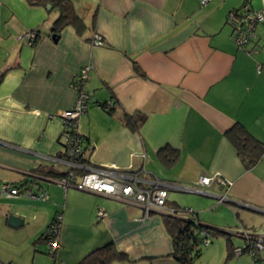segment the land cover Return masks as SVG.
Returning <instances> with one entry per match:
<instances>
[{"label": "crops", "instance_id": "1", "mask_svg": "<svg viewBox=\"0 0 264 264\" xmlns=\"http://www.w3.org/2000/svg\"><path fill=\"white\" fill-rule=\"evenodd\" d=\"M71 1L86 27L66 26L54 40L59 8L0 0V264H78L109 242L130 258L115 264H180L163 215L143 221L139 206L46 176L70 169L62 157V112L74 106L75 78L89 64L91 100L79 124L87 164L139 172L143 188L167 182L169 205L188 208L185 202L199 223L222 231L199 213L214 206L206 199L226 193L224 203L244 227L264 233V156L246 169L226 136L240 122L264 143V70L257 71L264 68V22L248 46L252 54L237 45L228 22L245 5L264 10V0ZM30 30L39 33L34 45L24 37ZM96 33L103 44L93 43ZM110 100V111L97 105ZM127 114L145 120L136 129ZM164 147L173 150L172 160L162 158ZM30 174L37 179L29 185L47 199L1 193L3 183L21 184ZM214 174L233 182L228 193L199 185ZM58 214L53 256L42 236Z\"/></svg>", "mask_w": 264, "mask_h": 264}, {"label": "built area", "instance_id": "2", "mask_svg": "<svg viewBox=\"0 0 264 264\" xmlns=\"http://www.w3.org/2000/svg\"><path fill=\"white\" fill-rule=\"evenodd\" d=\"M202 4H207L210 0H200ZM228 22L232 24L234 29V38L237 45L252 54L255 49L248 46L255 37L256 27L259 23L264 22V10H257L245 5L239 10L231 12L228 16ZM39 33L36 30L25 32L24 37L30 45L36 44V38ZM93 43L103 44V37L99 34L93 36ZM93 66L91 64L84 66L75 78V88L77 97L74 106L71 109L62 112L65 139V150L63 159L70 166L65 175L57 178H51L64 187H75L82 191L96 192L108 197L123 201L127 204L139 206L144 210L143 221L150 220L154 215H176L187 218L193 209L186 208L185 212L178 211L175 207L168 204L169 188L173 185L155 179L150 182L148 188L140 185L141 178L139 172L124 171L119 172L113 166L94 167L83 159L86 157L84 152V137L80 133L79 124L81 116L87 111L91 96L88 91L87 83L90 71ZM262 64L257 65L258 73L263 72ZM97 105L107 111H110L114 105V101L110 100L105 103H97ZM210 187L217 184L225 191L230 190L233 182L229 181L220 174L204 177L199 185ZM186 190H196L194 187H185ZM1 193L6 196H16L26 194L30 197H38L47 199L48 195L43 190H36L34 185H20L5 182L1 186ZM228 199L226 193L220 195L219 201L225 202ZM99 217L107 216V212L103 209L98 210ZM62 227V215L58 214L47 228L45 234L49 238L47 243V251L54 255L60 247V232ZM205 244L211 243L210 234L205 230L200 231ZM243 247H236L235 254L248 252L252 258L263 257L264 254V235L248 234ZM258 264H264V260Z\"/></svg>", "mask_w": 264, "mask_h": 264}, {"label": "trees", "instance_id": "3", "mask_svg": "<svg viewBox=\"0 0 264 264\" xmlns=\"http://www.w3.org/2000/svg\"><path fill=\"white\" fill-rule=\"evenodd\" d=\"M27 2L31 6L46 7L51 5L53 8H59L60 15L54 22L52 32V36H55V38L60 35L61 30L66 26L72 25L79 32L86 27L85 21L79 15L71 0H27ZM38 39L39 36H37L35 43ZM136 71L137 73H141L138 66H136ZM144 120V115L135 118V116L127 114L125 117L126 123L132 125L136 129L142 125ZM226 136L231 141L238 158L246 169H252L262 160L264 156V143L256 138L242 123L236 122L232 125L226 131ZM160 154L162 158L166 160H172L173 157H175V155L172 156L173 150L168 147L162 148ZM83 161L87 163V157H85ZM30 175L32 178L24 180L20 185L35 184L37 179L36 175ZM63 175L46 174V176H49L47 177L48 179L61 177ZM173 207L181 212H185L186 210L184 207ZM163 220L165 227L172 238V256L180 264H195L196 259L200 257L202 253L200 244L203 241L200 231L203 229L209 234L223 233L227 235L228 256L233 257L235 255L236 247L234 246L231 232L222 231L199 223L196 218V212L191 213L187 218L176 215H163ZM252 236H254V234H252ZM42 238L46 243L49 242V238L45 233ZM253 260L254 264H258L264 260V254L263 257H255ZM125 261H130L129 255L126 252L119 250L114 242H109L88 253L78 264H115V262Z\"/></svg>", "mask_w": 264, "mask_h": 264}, {"label": "rangeland", "instance_id": "4", "mask_svg": "<svg viewBox=\"0 0 264 264\" xmlns=\"http://www.w3.org/2000/svg\"><path fill=\"white\" fill-rule=\"evenodd\" d=\"M172 193L174 194L176 192ZM176 194L179 196L189 195L188 193ZM206 200H208L206 201L207 205L211 201L214 203V206H209L208 208L201 210L199 216L212 226L226 228L228 232H231L235 247H243L246 243V240L239 234L243 233L242 235L244 237H246L248 234L264 235L263 232H254L255 230L252 231L244 227L242 222L237 219L231 205H227V203L221 202L219 200ZM181 204L188 208L190 207L185 202H181ZM259 227L257 228V231H260ZM262 229L264 228L262 227ZM210 237L212 240L211 243L205 244V242H201L200 248L202 249V253L200 257L196 259L195 264H254L252 255L248 252L235 254L233 257L228 256L227 235L223 233H210Z\"/></svg>", "mask_w": 264, "mask_h": 264}, {"label": "water", "instance_id": "5", "mask_svg": "<svg viewBox=\"0 0 264 264\" xmlns=\"http://www.w3.org/2000/svg\"><path fill=\"white\" fill-rule=\"evenodd\" d=\"M48 7H51V6L49 5ZM53 39L56 40L57 38H55V36H53ZM192 191L194 192L195 190H192ZM216 197H217V199L219 200L220 195H218V196H216ZM226 201H229V199H227ZM9 221H10V223H11L12 225L15 226V225H16L15 222H17V218H16L15 216L11 215V216L9 217Z\"/></svg>", "mask_w": 264, "mask_h": 264}]
</instances>
